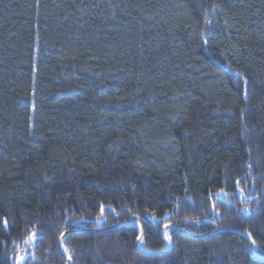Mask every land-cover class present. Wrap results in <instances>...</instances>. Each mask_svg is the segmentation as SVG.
I'll use <instances>...</instances> for the list:
<instances>
[{"label": "trees", "instance_id": "16d2710c", "mask_svg": "<svg viewBox=\"0 0 264 264\" xmlns=\"http://www.w3.org/2000/svg\"><path fill=\"white\" fill-rule=\"evenodd\" d=\"M70 231L72 264H264V0H0V264Z\"/></svg>", "mask_w": 264, "mask_h": 264}, {"label": "water", "instance_id": "95a60500", "mask_svg": "<svg viewBox=\"0 0 264 264\" xmlns=\"http://www.w3.org/2000/svg\"><path fill=\"white\" fill-rule=\"evenodd\" d=\"M126 223V222H125ZM120 224H117V225H114V226H112V227H110L109 229H113V228H115V227H117V226H119ZM167 228H174V229H176L177 231H179L180 233H182V234H185V235H187V236H192V237H198V236H194V235H191V234H189V233H187L186 231H184V230H182V229H180V228H178V227H176V226H173V225H168L167 227H165L164 228V230H163V236H164V238L166 239V237H165V230L167 229ZM140 230H141V232H142V228L140 227ZM219 231H230L229 229H219V230H217V232H219ZM71 233V231L70 232H67V233H65L61 238H60V240H59V249H60V251H61V253L64 255V257L66 258V260L68 261V264H72V261L64 254V252H63V248H62V241H63V239H64V237L65 236H67L68 234H70ZM212 234V233H211ZM208 235H210V234H208ZM205 236H207V235H205ZM139 240H140V238H139ZM138 240V241H139ZM250 240L252 241V238L250 237ZM166 242H167V244H168V246H169V250H167V251H162L163 253H167V252H169L171 249H172V244L166 239ZM253 243L251 242V246H250V251H251V255L253 256V257H255V255H254V253H253ZM157 253H159V252H157ZM256 259H258V260H262V261H264V258H260V257H255Z\"/></svg>", "mask_w": 264, "mask_h": 264}, {"label": "snow or ice", "instance_id": "6c2138e0", "mask_svg": "<svg viewBox=\"0 0 264 264\" xmlns=\"http://www.w3.org/2000/svg\"><path fill=\"white\" fill-rule=\"evenodd\" d=\"M248 235H249V237H251V233H249ZM251 242H252L253 244H255V240H252Z\"/></svg>", "mask_w": 264, "mask_h": 264}]
</instances>
